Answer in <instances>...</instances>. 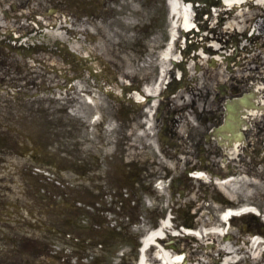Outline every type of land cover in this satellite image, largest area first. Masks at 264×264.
Here are the masks:
<instances>
[{
	"label": "rangeland",
	"instance_id": "374dc122",
	"mask_svg": "<svg viewBox=\"0 0 264 264\" xmlns=\"http://www.w3.org/2000/svg\"><path fill=\"white\" fill-rule=\"evenodd\" d=\"M195 1L202 5L200 0ZM88 5L98 10L89 8L93 14L89 11V15L83 22L74 24L72 18L69 19L72 22L73 37L80 39V44H83L90 54L102 56L108 61L110 63L108 66L114 73L115 65L120 67L123 74L125 71L132 70L133 66L130 64L132 51L127 46L131 44L132 38L140 27L145 30L151 29V31H145V35L161 36V33L169 35V31L165 33L163 30L167 22L170 28L166 0H88ZM240 5L238 8L249 9L245 18L247 24L264 34L262 6L257 3ZM69 21L67 24H70ZM160 26L162 29L159 28ZM51 35L53 39L58 37L53 32ZM81 50L84 49L81 48ZM244 53L246 54L243 52L242 55ZM40 55L43 57V53ZM261 58L264 59V52ZM254 59L247 66H252L253 69L259 67L260 75L261 70H264V64ZM1 62L0 70L7 69L9 77L0 80L2 82L0 85V226H4L10 232L9 236L13 238L16 235H22V239L16 244L6 242L3 251L8 254L12 248L15 250V245L23 250L24 243V251L36 257L38 253L45 252L41 249L53 242L52 236L54 241H57V246H63V239L66 241L70 234L78 238L76 242L80 246L89 244L91 248V244L94 246L102 242L105 255L101 259L111 258L121 250L129 255L123 263L136 259L140 246L139 236L156 227L161 210H166L159 204L162 200L155 195L154 189L149 184L151 179L148 177L147 166L149 165L151 170H157V159L153 150H143L145 135L136 131L134 140L137 141L140 152L138 154L137 151L135 152L136 156L132 158L133 160H129L130 156L126 159L129 161L115 165V153L119 152H115L117 134L115 135V130L111 129L103 133L99 126L94 125L96 122L93 120L99 112L103 113L107 110L108 115L105 116L109 120V126L112 127L113 123L115 125L118 123L119 118L114 105L105 95L102 94L100 98L97 91L98 100L94 99L95 101L90 103L86 102L82 96L81 102H76L72 106L67 100L62 101V97L53 93L45 94L43 90L39 91L37 97H31L29 94L35 90L31 85L26 89L28 94L22 95L17 90L19 82L13 78L18 76L21 80L24 78L25 83L35 81L38 82L37 84H42L51 77L50 74L28 73L26 69L29 67L25 59L16 53L8 56L6 64ZM2 65H4L3 68H1ZM223 69V65L218 67L211 64L202 65L197 72H193L192 76L197 77L201 86L210 85L212 90L209 92L212 94L214 85L219 83L214 73ZM109 75H111L110 72ZM75 86H77L76 83ZM39 87L43 89L40 85ZM87 88L86 84V88L82 87V90ZM46 98L54 100H46ZM37 99L41 101L40 104L37 103ZM62 104L71 108V111H66L67 114L61 115L65 120L69 117V122H65L60 117L61 124H54L52 127L51 121L53 124V120L60 119L57 118L58 115L60 116L58 107ZM38 105L43 107L40 108ZM38 109L40 111H37ZM114 111L115 115L112 114ZM81 114L82 117H80ZM262 115L257 116L260 124L264 120ZM88 123L92 125H87ZM126 133L127 130H125L124 138ZM83 138L84 141H82ZM51 158L53 163L50 164V168L60 176L59 178L55 174L60 180L54 183L36 174V169L32 165L33 159H37L41 167L47 168V162H50ZM95 158H100L101 161ZM84 159H87L90 165H80ZM162 162L164 159L159 154V164L161 165ZM260 167L261 170L257 169L255 173H248L241 177L245 176L251 181L259 177L264 185V161ZM139 176L144 178L142 184L138 181ZM104 181L108 185L110 183L117 187V195L122 199L133 227L129 228L126 224L125 228H117L115 231L98 227L94 223L98 220L99 213L84 210L85 208L81 205L83 203L80 201L94 203L98 200L99 194L92 192L91 188L100 183L104 186ZM130 183L132 185L128 186ZM178 188H183L184 192H179L173 200L177 203V209L174 210L176 216L173 220L175 228H179L181 224H191L195 227L204 225L225 227L219 213L226 207L225 201L228 199L213 182L184 179L179 182ZM124 190L127 195L123 194ZM236 196L238 197L235 200L240 203H255L258 215L246 213L241 217L233 218L229 232L221 234L217 239L230 240L237 246H241L238 251L241 260L237 264H263L264 224L261 225V222L264 223V188L257 189L249 184ZM134 208L137 212L132 210ZM143 216L144 219H142ZM140 224H145L146 228L143 229ZM177 238L179 240L173 243L177 245L180 242V248L175 249L169 246V249H172L173 253L184 249L187 257L186 264H201L204 260H208L209 264L220 263L222 256L218 253H214L218 261L207 258V252L213 245L208 246L211 240H205L202 244L195 238L185 235L177 236ZM255 239L260 241L258 249L248 251L249 245ZM156 251V248L147 251L149 261L154 264L158 262L150 255H155Z\"/></svg>",
	"mask_w": 264,
	"mask_h": 264
},
{
	"label": "flooded vegetation",
	"instance_id": "af4514ba",
	"mask_svg": "<svg viewBox=\"0 0 264 264\" xmlns=\"http://www.w3.org/2000/svg\"><path fill=\"white\" fill-rule=\"evenodd\" d=\"M44 1H47L53 7L51 15H57L58 12L60 14L73 13L77 18V22H81L84 16L80 11L85 12L87 9L84 4H77L73 0ZM38 6L39 0H11L8 4L10 16L5 17L2 15V19H7L10 23L4 21V25L7 28L13 25L18 27L19 30L17 43L13 45V49L21 57L22 55L26 58L29 56L35 57L37 61L34 63L38 64L39 67H43V72L46 74L49 73L48 69L51 68V65H55V62L48 64L47 60H40L37 55L40 52H50L52 55L57 54L61 59L60 67H63V70L65 69L64 71L67 76L64 77L63 83L56 86V88H58V91L62 93V96L66 100L68 99L70 106L76 103L75 98L79 97V93L86 94V92L82 91V87L86 88V84L89 91H102L105 88L104 84L107 83L106 80L113 85V87L108 86L106 88L107 91L112 89V92L107 93V95L112 96L121 110L125 111L124 115L121 116L122 119L117 124L115 132V135L117 134L115 137L117 145L115 152L119 151L115 153V165L133 160V156L127 150L128 137L126 133V137L124 138L125 130L130 132L140 126L144 128L143 120H145V116L143 108H147V104L155 101H157V104L153 125H155L158 132L164 133V137L162 136V138L165 140L162 143L163 146L159 144V150L166 157V160L165 163L162 162L160 165L159 159L156 158L157 170H151L150 166H147L149 178L158 176V171H164V173L168 174L181 171V176H190L194 170L202 167L208 168L211 171L216 169L221 172L222 169L219 168V165L223 160L226 159L228 163H231L230 159L236 157V160L232 163L240 165L245 159L249 146L252 149H256L259 144H263V131L260 129L254 116L248 111V106H252L255 97L250 95V100L247 101L248 106L242 100L245 91L242 78L231 80V84L228 86L231 89L230 93L226 85H223L219 87L218 91L211 94L209 91L212 88L209 85L201 86L196 78L184 79L178 77L177 70L178 68H182L183 59L181 57L182 51L176 49L175 53L176 55H180V58L171 60V70L167 73L164 81L161 82L162 76L157 68L156 59L164 49V45L160 42L154 43L152 41V44L147 42L150 38H156V34H138L134 38V43L127 46L132 51L130 61V64L133 66L132 70L125 71V74H123L119 69L120 67L116 66L115 78L102 76L104 67H107L105 64L98 67L93 61H88L87 58L78 55L65 41L58 40L45 44L37 43L33 39L36 30L24 26L23 23L25 21L29 23L31 19L38 15L40 12L37 8ZM73 7L78 8L79 12L74 11ZM3 13L5 14V11ZM55 20L61 21V18L57 16L53 21ZM5 27L3 25L0 26V48H5L4 43H9L8 41L11 38V33ZM162 36V39L167 38L166 35ZM225 36L227 37H224V40L227 42L237 41L238 38V35L232 32H228ZM226 48H228L227 45L223 46L220 51ZM231 57L226 58L225 62H229L232 59ZM0 62L1 64H6V57L0 60ZM89 65L97 73V76L93 77V81H95L93 85L88 83V77L85 76ZM30 68L35 69L36 65ZM27 72L30 73L29 71ZM73 74L74 76H72ZM21 82L20 88L22 90L29 88L30 85L35 88L33 96H36L41 90L45 94H54L56 91V88L48 80L43 81L42 84H37L38 82L35 81L25 83L23 78ZM75 83L79 84L75 86ZM82 83L84 84L83 86ZM160 83L161 86L157 92L149 89V87L153 88ZM39 85L43 89H40ZM141 96L146 99V105L138 104V101L135 100V97ZM47 99L50 100V98ZM37 103L39 104V101ZM82 141H84V138ZM236 142L240 143L238 154L230 156L226 150L231 148ZM76 143L80 144L81 142ZM253 152V156L258 153L257 150H253ZM201 153L204 155L202 156L203 160L207 159L209 163L202 164L201 161L197 162ZM180 156H183L184 159L191 157L195 161H191L183 166L182 162H175ZM95 160L101 161L100 158H95ZM81 163L83 165H90L87 159L82 160ZM143 180V177H138V181L142 182ZM131 185L132 183L128 184V186ZM6 235L7 233L3 236L0 235V264H54L51 261L55 260V256L49 253V251L37 254L38 257L26 255V258L22 261L18 259L17 253L2 254V240L16 241V237L8 238ZM47 249L51 250L50 246ZM112 259L104 260L103 264H111ZM94 261L95 259H92L88 264H101V262ZM63 264L71 263L64 262ZM78 264L87 263L80 262Z\"/></svg>",
	"mask_w": 264,
	"mask_h": 264
},
{
	"label": "bare ground",
	"instance_id": "6f19581e",
	"mask_svg": "<svg viewBox=\"0 0 264 264\" xmlns=\"http://www.w3.org/2000/svg\"><path fill=\"white\" fill-rule=\"evenodd\" d=\"M250 2L262 5V8L264 9V0H223L224 5H232V6H237L238 4H248ZM195 7H196L195 4H192V2H187V0H170V8H171V14H172L173 21H172V25L170 28L171 38H170V41L166 44L168 47L166 48V51L164 52V57L169 56L171 48L176 43V39H177L176 36H177L178 30H190V28L195 25V21L193 19V10L195 11ZM213 10L218 11L219 9L215 8ZM248 11L249 9H246V8L237 10L236 13L232 16V18L228 21L226 27L234 28V29L236 28L240 30L244 29L245 26L242 20L245 18L244 16L246 15ZM213 45L218 46L219 42L214 41ZM198 55L200 56V61H205L209 57H211L209 56V54L206 53L205 50L204 51L200 50ZM212 57L214 58V60L218 58L215 55H213ZM194 58L195 57H193V59ZM189 67L191 68V63ZM167 69L168 68L166 66L164 65L162 66V71L164 72L163 73L164 75L167 72ZM217 74H219L220 76H223L224 72L219 71ZM262 74L264 75V70L262 71ZM258 89L260 92L261 100L264 102V85L262 86L260 82H258ZM88 101H92V99H88ZM262 110H259V111L255 110L252 112L254 114H257L260 112V114L264 115V110L263 111ZM194 175L198 179L200 180L202 179V181L210 180L209 175L205 174L204 172H198V173H195ZM219 183L221 187L224 188L230 194L232 198L236 196L235 194H233L232 189L240 193L244 191L245 187L249 184L250 185L252 184L257 189L264 188V185L262 184L263 182L259 180L257 177L253 178L251 181V179L244 178V176L243 177L233 176V177L227 178L225 181H222V182L219 180ZM244 209H245L244 211H248L250 207L248 208L245 207ZM251 210L252 209H250V211ZM230 213L231 211H229L225 215V218L229 217ZM171 227H172L171 220L170 218H168L165 222L162 223V225L160 226L158 230L153 231L152 234L149 235V237H146L143 240L144 246L141 249L142 256L138 264H154L149 261L148 259L149 257L146 255L147 246L150 241H153L152 243H154L156 246L157 245L159 246L157 248L156 255L153 256V258L155 259L156 262H158V264H186L187 258L182 260V258L185 256L183 252L184 250L178 253H173V250L169 249V247H167L166 245H163L162 244L163 241L160 240L159 238V236L165 235V231H167L165 238L163 239L165 240H167V238L174 239L172 243L175 241H178L179 239L178 238L175 239V238L177 236H180L181 234H179L180 233L179 231H172ZM217 231H219L218 226H215L212 228V230L206 228L205 232H202V231L198 232V237L195 235H192V233H195L193 230H186L185 232L190 233V234H186V233H183V234L185 236L195 238L196 240L200 241L202 244L204 243L205 240H211V242H209L208 245H211V244L213 245L211 247V250L207 252V258L209 257L214 258L217 261V259L214 256V253H219L222 256V260L220 261L219 264H237L240 261V259L239 257H236V255L238 251L240 250L241 246H237L233 241H230V240H226V241L218 240L217 237H220L221 234ZM220 231L222 232V234H225L226 232L225 229H222ZM172 243H170L171 244L170 246L175 247V245ZM259 245H260V242H258V239H255V241L251 245H249L248 251L257 250ZM175 248L177 249L178 247H175ZM201 264H209V263H208V260H204L201 262Z\"/></svg>",
	"mask_w": 264,
	"mask_h": 264
}]
</instances>
